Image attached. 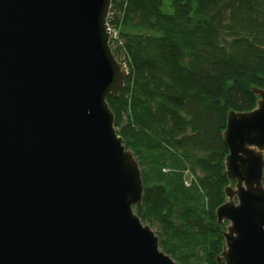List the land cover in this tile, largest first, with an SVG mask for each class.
Listing matches in <instances>:
<instances>
[{
	"label": "water",
	"instance_id": "1",
	"mask_svg": "<svg viewBox=\"0 0 264 264\" xmlns=\"http://www.w3.org/2000/svg\"><path fill=\"white\" fill-rule=\"evenodd\" d=\"M112 0H0V264H181L136 213L145 192L108 99L129 71ZM230 111L219 264H264V89Z\"/></svg>",
	"mask_w": 264,
	"mask_h": 264
},
{
	"label": "trees",
	"instance_id": "2",
	"mask_svg": "<svg viewBox=\"0 0 264 264\" xmlns=\"http://www.w3.org/2000/svg\"><path fill=\"white\" fill-rule=\"evenodd\" d=\"M127 81L108 103L145 185L136 213L181 264H219L228 223L223 133L264 89V0H112ZM224 264V263H223Z\"/></svg>",
	"mask_w": 264,
	"mask_h": 264
},
{
	"label": "built area",
	"instance_id": "3",
	"mask_svg": "<svg viewBox=\"0 0 264 264\" xmlns=\"http://www.w3.org/2000/svg\"><path fill=\"white\" fill-rule=\"evenodd\" d=\"M111 33H112V38H114L116 36V33L110 28Z\"/></svg>",
	"mask_w": 264,
	"mask_h": 264
}]
</instances>
